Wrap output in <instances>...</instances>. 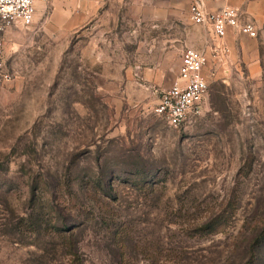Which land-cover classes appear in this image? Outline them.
<instances>
[{
    "label": "rangeland",
    "instance_id": "1",
    "mask_svg": "<svg viewBox=\"0 0 264 264\" xmlns=\"http://www.w3.org/2000/svg\"><path fill=\"white\" fill-rule=\"evenodd\" d=\"M171 1L160 13L49 0L4 34L0 264L250 260L246 242L264 231V26L229 33L202 113L172 127L154 112L161 90L211 37Z\"/></svg>",
    "mask_w": 264,
    "mask_h": 264
},
{
    "label": "built area",
    "instance_id": "2",
    "mask_svg": "<svg viewBox=\"0 0 264 264\" xmlns=\"http://www.w3.org/2000/svg\"><path fill=\"white\" fill-rule=\"evenodd\" d=\"M49 0H0V69L3 67L4 34L14 26L35 22L38 4ZM191 20L204 27L211 43L203 48L187 47L181 57L178 75L173 84L161 90L154 112L168 125L179 127L200 115L209 92L208 70L212 63L228 66L230 47L226 42L229 30L256 38V24L239 8L227 6L208 10L200 0L190 6ZM9 78V74H5Z\"/></svg>",
    "mask_w": 264,
    "mask_h": 264
},
{
    "label": "crops",
    "instance_id": "3",
    "mask_svg": "<svg viewBox=\"0 0 264 264\" xmlns=\"http://www.w3.org/2000/svg\"><path fill=\"white\" fill-rule=\"evenodd\" d=\"M77 1H79L80 3L82 2V0H77ZM99 1H103V0H99ZM146 1L149 3H153L154 5L158 6L160 9V11H159L160 13H161V10L164 11L165 7H168V6L172 7L173 5H175V3L171 0H146ZM196 1H198V0H184V5H186L188 7L189 17H190V6L192 3L196 2ZM201 1L205 4V7L211 11L220 10V9L227 7V6L237 7L241 10V12L248 19L252 20L256 24L257 29H258V27L264 26V0H201ZM42 4H44V3L38 4V8ZM88 7H89V5H88V2H86V1L81 4L82 10L88 9ZM190 19H191V17H190ZM230 32H236V31L234 29H230L229 33ZM237 34H239V33H237ZM242 36H244V35H242ZM225 40L227 42V38ZM176 78H177V76H176Z\"/></svg>",
    "mask_w": 264,
    "mask_h": 264
},
{
    "label": "trees",
    "instance_id": "4",
    "mask_svg": "<svg viewBox=\"0 0 264 264\" xmlns=\"http://www.w3.org/2000/svg\"><path fill=\"white\" fill-rule=\"evenodd\" d=\"M95 190H96V186ZM110 188V187H109ZM110 189L104 190L103 194L108 196V197H112L114 198L112 195H110ZM215 224L211 223H207L205 225H203L201 228H198L197 230L201 233L203 232H212V231H216L215 229ZM258 226L254 229L255 231L257 230ZM246 250L250 256V260L246 261L244 264H258L259 261V250L261 248H264V231H262L261 233H259L258 235H253L248 242H246ZM73 252V251H72Z\"/></svg>",
    "mask_w": 264,
    "mask_h": 264
}]
</instances>
